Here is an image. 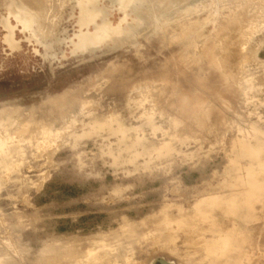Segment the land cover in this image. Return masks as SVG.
<instances>
[{"label":"rangeland","instance_id":"1","mask_svg":"<svg viewBox=\"0 0 264 264\" xmlns=\"http://www.w3.org/2000/svg\"><path fill=\"white\" fill-rule=\"evenodd\" d=\"M78 1L0 0V264H264V0Z\"/></svg>","mask_w":264,"mask_h":264},{"label":"bare ground","instance_id":"2","mask_svg":"<svg viewBox=\"0 0 264 264\" xmlns=\"http://www.w3.org/2000/svg\"><path fill=\"white\" fill-rule=\"evenodd\" d=\"M131 1L132 0H120V2L122 3L121 5H123L125 2H131ZM90 2H91L90 0H79L78 1V6L80 7L81 19H80V26H79L80 30H79L78 34L75 35L76 39H77L76 41H74L75 47L83 48L88 44H93L96 42H100L103 39L109 38L113 34L119 33V31L122 29L123 23H125L127 21L128 14L125 13L123 18L120 19V21L118 22V24L116 26H115V24L109 23V21L107 19H105V20H102L101 22L93 21L94 23H93V27L91 30L89 28V23H88L89 21L88 20L90 18L89 14L91 13L92 10L89 9V7L87 8V5ZM236 30H235V32H236ZM241 30H243V29H241ZM231 38H232L231 42H229L226 46L227 51L224 53L225 54L224 56H226V59L224 61L226 66H228L230 60H232V62L234 61L233 59L237 55V51H238L237 47H236V44L238 42V35H237V37H236V35H233V36H231ZM247 40H248V38H247ZM241 42H243V40ZM209 53H212V52H209ZM214 56H215V53H214Z\"/></svg>","mask_w":264,"mask_h":264}]
</instances>
